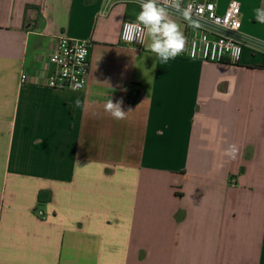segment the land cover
Segmentation results:
<instances>
[{"label": "crops", "instance_id": "0c3cea01", "mask_svg": "<svg viewBox=\"0 0 264 264\" xmlns=\"http://www.w3.org/2000/svg\"><path fill=\"white\" fill-rule=\"evenodd\" d=\"M233 2L264 43V0L219 12ZM140 10L0 0V264H264V52L218 64L185 45L163 63L148 36L121 42ZM61 35L92 42L81 92L42 85Z\"/></svg>", "mask_w": 264, "mask_h": 264}, {"label": "built area", "instance_id": "2783aa9c", "mask_svg": "<svg viewBox=\"0 0 264 264\" xmlns=\"http://www.w3.org/2000/svg\"><path fill=\"white\" fill-rule=\"evenodd\" d=\"M122 1L139 5L133 0ZM168 11L169 14L181 18L185 25L186 55L189 59L238 65L242 61L246 43L251 44L255 51L264 52L263 42L247 38L242 33V7L239 2L231 3L221 13L218 0H180V11L171 7ZM146 36V33L141 35L140 43L127 41L124 39L122 27L120 38L125 45L142 46ZM91 48L92 42L89 40H76L61 35L55 50L48 56V75L42 85L74 92L85 90L90 73ZM28 81V76L24 74L22 82ZM236 185V180L232 179V186Z\"/></svg>", "mask_w": 264, "mask_h": 264}, {"label": "clouds", "instance_id": "9594fccd", "mask_svg": "<svg viewBox=\"0 0 264 264\" xmlns=\"http://www.w3.org/2000/svg\"><path fill=\"white\" fill-rule=\"evenodd\" d=\"M140 5V12L135 22H124L123 36L127 41H141V35L146 33L151 40L150 50L163 63L175 59L185 50L186 38L179 25L170 18L169 7L180 11V0H133ZM257 20L264 23V8L256 10ZM123 99L113 102L109 98L104 104V111L115 120H123L126 113L123 108ZM80 106V101H75ZM239 149L236 145H229L225 155L235 158Z\"/></svg>", "mask_w": 264, "mask_h": 264}, {"label": "trees", "instance_id": "16d2710c", "mask_svg": "<svg viewBox=\"0 0 264 264\" xmlns=\"http://www.w3.org/2000/svg\"><path fill=\"white\" fill-rule=\"evenodd\" d=\"M31 8H35V6L28 5L27 8H26V15H27V12H28Z\"/></svg>", "mask_w": 264, "mask_h": 264}]
</instances>
